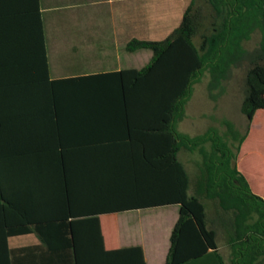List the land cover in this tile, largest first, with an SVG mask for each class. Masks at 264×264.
I'll use <instances>...</instances> for the list:
<instances>
[{
	"label": "trees",
	"instance_id": "trees-1",
	"mask_svg": "<svg viewBox=\"0 0 264 264\" xmlns=\"http://www.w3.org/2000/svg\"><path fill=\"white\" fill-rule=\"evenodd\" d=\"M142 50L140 70L51 79L38 0H0V264L28 234L66 238L73 264H145L139 246L105 251L98 217L172 205L164 264L208 252L225 264L218 232L229 264H264V198L237 167L264 112V0H189L165 39L126 44ZM244 67V134L179 133L203 75L215 100ZM184 152L200 155L192 176Z\"/></svg>",
	"mask_w": 264,
	"mask_h": 264
},
{
	"label": "crops",
	"instance_id": "crops-1",
	"mask_svg": "<svg viewBox=\"0 0 264 264\" xmlns=\"http://www.w3.org/2000/svg\"><path fill=\"white\" fill-rule=\"evenodd\" d=\"M38 2L45 45L47 34L52 40L55 39L57 44L65 37L68 74L52 77L48 64L50 78L60 79L126 69L140 70L151 59V52L144 54L141 65H138V54L148 50L130 53L126 51V44L132 39L147 41L165 39L171 33L170 27L165 28L167 16L174 12L172 15L175 22L178 20L180 22L189 0H38ZM131 55H135L136 58H132ZM71 63L77 67L76 70H70ZM115 128L118 126L109 129ZM179 160L187 168L189 160L184 156ZM237 167L243 172L240 159L237 160ZM160 209L170 212L169 223L164 233L160 220L151 215ZM177 218L176 205L100 215L98 220L103 249L114 251L139 246L145 264L150 262L164 264L170 233ZM65 239L54 237L50 242H45L37 234L9 237L7 262L73 264L72 249L68 247ZM184 264L219 262L214 253L208 252L201 258Z\"/></svg>",
	"mask_w": 264,
	"mask_h": 264
},
{
	"label": "rangeland",
	"instance_id": "rangeland-1",
	"mask_svg": "<svg viewBox=\"0 0 264 264\" xmlns=\"http://www.w3.org/2000/svg\"><path fill=\"white\" fill-rule=\"evenodd\" d=\"M173 13H170L165 20V28L168 27L169 29L170 27L171 31L179 24V20L175 22ZM61 39L58 42L59 44H57L55 39L52 40L48 34L46 36L47 59L52 77L66 76L68 74L65 37ZM257 42L258 37H254L248 44V48L252 49L256 46ZM146 53L149 54V51H143L139 53L140 55L138 54V65H141V58ZM131 56L132 58H136L134 57L135 55ZM71 65L70 70L77 69L74 64L71 63ZM245 70V67L234 69L231 78L223 84V89L214 91L217 94L215 100L209 97V77L206 74L203 75L200 82L192 88L191 97L185 106V118L178 124V131L189 137L203 135L211 130L225 133V122H227L240 135L244 134L247 120L241 113L240 107L243 97V76ZM252 126L255 131L248 143L244 145V149H242L238 158L240 159L241 169L246 175L251 189L264 198V112L259 111L255 114ZM183 156L186 160H189L187 166L189 174L191 176L194 175L201 160L200 155L198 152H184V154L181 153L179 159H182ZM151 215L160 220L164 233L166 225L169 223L170 212L160 209L155 210ZM217 243L219 253L223 257L225 264H229L230 250L226 245L222 232H218ZM149 264L155 263L150 262Z\"/></svg>",
	"mask_w": 264,
	"mask_h": 264
},
{
	"label": "bare ground",
	"instance_id": "bare-ground-1",
	"mask_svg": "<svg viewBox=\"0 0 264 264\" xmlns=\"http://www.w3.org/2000/svg\"><path fill=\"white\" fill-rule=\"evenodd\" d=\"M59 66H60V64H59Z\"/></svg>",
	"mask_w": 264,
	"mask_h": 264
}]
</instances>
